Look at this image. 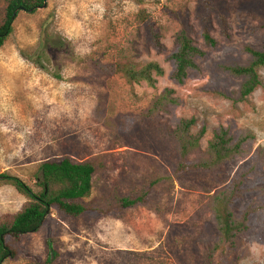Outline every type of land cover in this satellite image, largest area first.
<instances>
[{
	"label": "rangeland",
	"instance_id": "rangeland-1",
	"mask_svg": "<svg viewBox=\"0 0 264 264\" xmlns=\"http://www.w3.org/2000/svg\"><path fill=\"white\" fill-rule=\"evenodd\" d=\"M217 1L228 14L229 36L214 23L213 48L201 37L197 0H47L17 14L0 46V172L37 192L34 175L41 162L97 158L103 166L86 200L111 202L161 177L150 192L160 212L140 206L119 219L72 218L53 209L2 264H204L206 249L217 240L209 199L242 174L233 211L238 216L249 210L251 229L237 238L231 258L235 264H264V66L257 68L260 84L246 97L240 95L244 77L228 70L249 63L246 46L263 48L264 0ZM142 9L161 34V51L137 17ZM178 16L188 20L194 43L204 51L180 84L169 78ZM148 61L164 69L153 87L100 70ZM165 89L176 103L148 114ZM190 117L193 134L205 126L192 159L205 155L219 126L235 140L246 139L243 152L212 173L176 178L178 147L171 134ZM26 201L0 183V220ZM47 240L57 252L52 261Z\"/></svg>",
	"mask_w": 264,
	"mask_h": 264
},
{
	"label": "trees",
	"instance_id": "trees-1",
	"mask_svg": "<svg viewBox=\"0 0 264 264\" xmlns=\"http://www.w3.org/2000/svg\"><path fill=\"white\" fill-rule=\"evenodd\" d=\"M0 1L3 3L0 8V46L12 32V22L21 10L33 12L47 2V0ZM135 1L140 3L142 0ZM222 6L223 4L217 0H197L196 3V16L200 25L201 37L204 44L212 48L217 45L212 35L214 23L224 36H229L228 14ZM137 17L147 31L154 48L161 51L164 48L162 37L154 28L150 17L143 9L138 12ZM178 19L182 18L178 16ZM192 33L193 28L188 20L182 19L174 39L177 48L169 56L173 62L169 78L178 84L184 81L190 69L197 68L194 58L204 55V51L194 43ZM245 51L250 55L249 63L228 68L232 74L244 77L240 88L241 97L249 95L260 84L257 68L264 66V45L261 50L246 46ZM100 70L119 73L128 83L145 82L152 87L155 86L157 78L164 74V69L157 61L141 64L114 63L101 66ZM172 92L171 89H165L156 96L148 107L147 113L154 114L167 102L176 103V98L171 95ZM194 124L193 117L183 118L171 134L178 147L173 169L176 178L212 173L225 161L243 152L242 146L246 139L242 137L235 140L227 128L219 126L208 142L205 155L199 159H192V153L199 148V141L205 134L204 125L198 133L193 134L191 127ZM102 166V162L97 158L75 161L70 157H62L45 160L40 163L34 175V180L40 187L37 192L20 178L7 172H0V183L13 186L27 199L19 211L3 216L0 220V264L6 258H13L17 255L18 245L22 238L37 231L51 216L53 209L72 218L93 215L95 217L113 216L119 219L127 210L140 206L160 212V205L150 198V192L161 181V177H156L142 189L132 191L125 196H118L111 202L102 204L86 200L91 194L93 177ZM245 175L236 177L209 199L208 204L213 212L217 229V240L212 247L206 249L204 264H235L231 254L235 251L237 238L251 229L250 211L245 210L238 216L233 211L234 203L241 197V186ZM51 242L47 240L46 243L48 261H52L57 255Z\"/></svg>",
	"mask_w": 264,
	"mask_h": 264
},
{
	"label": "water",
	"instance_id": "water-1",
	"mask_svg": "<svg viewBox=\"0 0 264 264\" xmlns=\"http://www.w3.org/2000/svg\"><path fill=\"white\" fill-rule=\"evenodd\" d=\"M45 4H46V3H45ZM45 4H44V5H45Z\"/></svg>",
	"mask_w": 264,
	"mask_h": 264
}]
</instances>
